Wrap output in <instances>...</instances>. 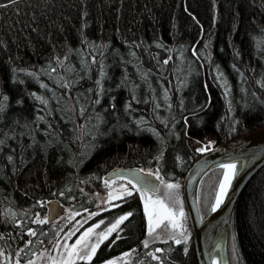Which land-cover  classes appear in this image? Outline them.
I'll return each mask as SVG.
<instances>
[{
	"label": "trees",
	"instance_id": "1",
	"mask_svg": "<svg viewBox=\"0 0 264 264\" xmlns=\"http://www.w3.org/2000/svg\"><path fill=\"white\" fill-rule=\"evenodd\" d=\"M262 128L264 0H0V247L10 264L56 235L48 201L67 215L91 211L115 168L178 184L189 235L144 248V201L129 183L128 201L99 214L131 213L121 235L76 264L124 253L126 264H197L183 174L204 151ZM221 174L200 182L202 217ZM228 259L264 264V166L235 203Z\"/></svg>",
	"mask_w": 264,
	"mask_h": 264
},
{
	"label": "water",
	"instance_id": "2",
	"mask_svg": "<svg viewBox=\"0 0 264 264\" xmlns=\"http://www.w3.org/2000/svg\"><path fill=\"white\" fill-rule=\"evenodd\" d=\"M235 164V175L227 188V194L221 205L213 211L212 206L202 217L198 209V189L201 180L210 171L223 170L219 184L223 180V165ZM264 166V128L240 136L226 144L217 146L203 153L194 160L183 174L181 197L186 212L188 226L192 236L197 264H229L228 233L235 203L251 178ZM139 168H115L103 178L105 182L125 179L147 192L154 193L159 188L160 180L156 175ZM155 192V193H156ZM65 213V206L57 200L46 203V221L52 223Z\"/></svg>",
	"mask_w": 264,
	"mask_h": 264
},
{
	"label": "rangeland",
	"instance_id": "3",
	"mask_svg": "<svg viewBox=\"0 0 264 264\" xmlns=\"http://www.w3.org/2000/svg\"><path fill=\"white\" fill-rule=\"evenodd\" d=\"M106 193L101 195H94L96 199L95 209L91 211H82V212H74L70 211L69 214L65 213L66 215H62L58 219H56L53 222V226L56 228L57 232L56 235L47 242L39 251H37L32 258L25 264H68L69 256L68 253L71 251V247L75 244V242L80 239L85 232H87L89 229H93L91 233L87 237H84V240L82 241L81 245L77 246L80 250V255L85 256L88 254V251H90V248L93 244H99V247L96 251L100 248V245H104L107 241L111 240L113 236L115 238H118L121 235L122 229L120 223L117 228L108 234L107 239H104L102 242H100L101 237L100 234L107 232L109 228L112 227L113 224L116 223V220L108 221L106 217H100L99 214H101L103 211L111 209L115 207L116 205L121 204L123 201H128L126 198L127 195H124L125 189H128L132 191V188L129 183H125L124 180L121 179H115L113 181L106 182ZM168 182H164L163 184H159V194L155 197H152L153 199L161 198L165 199L166 202L169 204V206L175 210L177 213L181 210V205H178V202L174 195L177 198V190H175L172 194V197L169 199L165 196L166 189L164 187V184H167ZM161 188V189H160ZM181 188V187H180ZM157 190V191H158ZM150 193V192H148ZM147 193V194H148ZM111 194V195H110ZM149 195V194H148ZM151 196V195H149ZM180 198V195H179ZM180 204V203H179ZM144 208V205H143ZM145 209V208H144ZM179 223L182 224L181 228H157L156 231L152 234H148V218L145 216V225H146V241L147 243H152L158 240V238L167 239V238H176L179 240H185L186 235H189V231L186 229V225L184 223V218H179ZM99 224V227L97 228L96 225ZM144 244V243H143ZM67 246V247H65ZM144 248H146L144 246ZM156 252V251H155ZM154 252V253H155ZM127 254H121L115 258H110L108 260H105L101 264H126V260L128 259ZM72 259L76 263L84 262L88 263L87 261L77 259L75 257H72ZM229 260V259H228ZM2 262H6L7 264H10L7 260L4 252L1 250L0 247V264ZM16 264V262L14 263Z\"/></svg>",
	"mask_w": 264,
	"mask_h": 264
},
{
	"label": "snow or ice",
	"instance_id": "4",
	"mask_svg": "<svg viewBox=\"0 0 264 264\" xmlns=\"http://www.w3.org/2000/svg\"><path fill=\"white\" fill-rule=\"evenodd\" d=\"M201 151H204V149H201ZM223 167L225 168V173H224L222 182L219 184V193L216 196L215 204L212 208L213 211H216V209L223 202V198L227 194V188L230 186L231 179L235 175V168H236L235 164H227V165H223ZM147 175L151 176L152 173L149 172ZM156 179L160 180L161 183L163 184V178L160 177L158 174L156 175ZM129 183H131V181ZM132 187L135 188L136 191L140 193L141 199L144 201L145 214L148 218V234L149 235H152L156 231L157 228H164V229L181 228L182 229L183 226L181 223H179V220H178V216L181 219L184 216L182 208L179 211V213H177L175 210H173L169 206V204L166 202L165 199H161V198L153 199L152 196H149L146 191H144L141 188H137L135 184H133ZM164 187L166 189L165 196L170 199L172 197L173 192L179 188V185L167 183V184H164ZM152 191L155 194L156 189L153 188ZM132 194H133L132 191L125 189L124 195L131 196ZM130 215L131 213H128L126 216L120 217L116 221V223L113 224L112 227L108 229L107 232L101 233L100 242H102L104 239H107L108 234L114 231L117 228V226L120 223H122L124 220H126L128 216ZM40 222L43 223L46 221H40ZM96 227L98 228L99 224H97ZM92 231L93 229H89L87 232H85L83 236L80 239H78L75 242V244L71 247V251H69L68 253V256H69L68 264H75V261L72 259V257H75L77 259H81L87 262L91 261L92 257L96 253L97 248L99 247V244L98 243L93 244L90 248V251H88V254L85 256L80 255V250L77 246L81 245L82 241L84 240V237H87L89 233H91ZM30 235H35V233L32 232L30 233ZM175 242L179 244L181 241L177 239ZM144 246L146 248L148 247L147 241L144 242ZM156 251H160V249H157Z\"/></svg>",
	"mask_w": 264,
	"mask_h": 264
},
{
	"label": "flooded vegetation",
	"instance_id": "5",
	"mask_svg": "<svg viewBox=\"0 0 264 264\" xmlns=\"http://www.w3.org/2000/svg\"><path fill=\"white\" fill-rule=\"evenodd\" d=\"M126 182H127V181H126ZM115 239H116V238L114 237V239H112V240L109 242V244H110V243H112V242H113V240H115ZM100 246H102V245H100Z\"/></svg>",
	"mask_w": 264,
	"mask_h": 264
},
{
	"label": "bare ground",
	"instance_id": "6",
	"mask_svg": "<svg viewBox=\"0 0 264 264\" xmlns=\"http://www.w3.org/2000/svg\"><path fill=\"white\" fill-rule=\"evenodd\" d=\"M263 129V128H262ZM124 254H127V253H124Z\"/></svg>",
	"mask_w": 264,
	"mask_h": 264
}]
</instances>
